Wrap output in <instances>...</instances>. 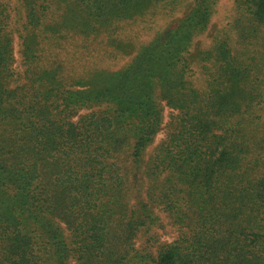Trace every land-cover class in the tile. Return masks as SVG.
Returning a JSON list of instances; mask_svg holds the SVG:
<instances>
[{
	"label": "trees",
	"instance_id": "trees-1",
	"mask_svg": "<svg viewBox=\"0 0 264 264\" xmlns=\"http://www.w3.org/2000/svg\"><path fill=\"white\" fill-rule=\"evenodd\" d=\"M168 1L0 0V264H264V0L200 53L202 87L190 53L218 0L86 70ZM163 104L176 125L148 157Z\"/></svg>",
	"mask_w": 264,
	"mask_h": 264
},
{
	"label": "rangeland",
	"instance_id": "rangeland-1",
	"mask_svg": "<svg viewBox=\"0 0 264 264\" xmlns=\"http://www.w3.org/2000/svg\"><path fill=\"white\" fill-rule=\"evenodd\" d=\"M16 4L18 0H10ZM195 0H169L166 7L161 6L158 9L144 15L143 17L126 20L119 23L116 35L112 37V41L119 43V50L117 46L109 45L108 39H105L106 44L99 47V50L94 57H92L86 64V70H94L96 68L105 69L108 67L118 68L119 70L126 65L132 57L136 55L139 49L149 43L156 34L167 27L175 26L179 20L183 19L193 7ZM245 0H218L216 12L210 24L209 31L199 37L194 44L190 57L192 59L191 70L189 72L190 79L200 87L204 86L206 76L201 71L203 63L200 62V53L210 49L213 36L217 31L230 30L234 25L236 19L241 17L242 7H244ZM117 50V58L113 61L106 58L107 52H115ZM14 53L16 55L17 66L21 68V48L17 37L14 39ZM82 112L80 115H83ZM178 111H175L165 104H163V122L162 130L158 133L153 145L149 147L148 157L152 156L155 148L166 140L169 132L173 131L175 127V119ZM164 217L165 228L159 230L160 239L169 243L176 239V232L171 226L169 219L162 213Z\"/></svg>",
	"mask_w": 264,
	"mask_h": 264
}]
</instances>
